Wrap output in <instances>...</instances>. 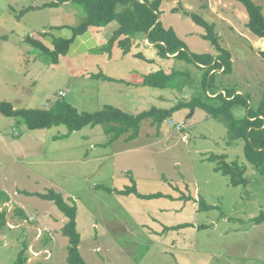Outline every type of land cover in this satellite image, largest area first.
I'll return each instance as SVG.
<instances>
[{
	"label": "rangeland",
	"instance_id": "374dc122",
	"mask_svg": "<svg viewBox=\"0 0 264 264\" xmlns=\"http://www.w3.org/2000/svg\"><path fill=\"white\" fill-rule=\"evenodd\" d=\"M50 1L58 2L0 0V101L15 108H45L63 98L79 111L110 104L135 114L152 106L168 109L204 90L211 95L202 86V71L171 54L162 59L146 36L131 38L126 55L117 40L110 46L116 22L89 27L99 41L96 47L89 35L79 34L53 63L25 38L54 50L55 37L70 36L85 11L72 0L40 7ZM253 1L264 15V0ZM172 6L181 10L173 12ZM159 10L162 24L172 27L193 53L214 51L202 38L206 30L183 10L214 25L235 61L232 74L218 76L217 93L238 89L253 105L264 97V60L257 53L264 50V39L247 29L241 3L161 0ZM158 69L180 72L176 85H141L145 75ZM95 74L124 80V90ZM66 133L64 125L28 129L20 118L0 114V212H5L0 264H16L21 251L24 264H67L68 241L61 231L67 218L51 201L23 192L49 189L77 206L78 248L86 264H264V223L251 221L264 212V181L245 160L243 141H231L223 120L199 108H183L159 127L145 120L132 141L121 137L108 143L102 125ZM213 154L245 163L246 183L232 185L229 176L216 171V162L209 160ZM130 185L139 194L160 195L143 198L99 187L122 190ZM200 200L211 207H201Z\"/></svg>",
	"mask_w": 264,
	"mask_h": 264
},
{
	"label": "trees",
	"instance_id": "16d2710c",
	"mask_svg": "<svg viewBox=\"0 0 264 264\" xmlns=\"http://www.w3.org/2000/svg\"><path fill=\"white\" fill-rule=\"evenodd\" d=\"M57 1H50L40 7L57 6L68 0ZM72 1L83 5L85 18L76 27L70 28V36L55 37L52 42L55 46L54 50H50L40 41L30 37L25 38L24 41L31 42L33 46L50 55L52 62L56 63L58 55H64L69 51V47L77 35L84 33L91 26L103 27L111 22H116L118 23V29L108 40L110 46L114 40H117V46L126 55L131 52V43H129L131 38L138 35L141 37L146 36V39L153 44L152 48L157 50L158 56L162 59L169 57L168 55L171 54L174 58L191 63L198 70L202 71L204 75L201 81L202 86L204 89L207 88L212 92L211 95L207 94L204 90L203 93L200 92V94H196L188 100L180 101L168 109L152 106L147 110L135 114L126 112L110 104H105L97 111H79L74 105L63 98L53 101L49 107L45 108H15L9 101H0V114L7 117L20 118L28 129H43L64 125L67 128L65 135L79 131L85 126L102 125L104 133L108 136L107 142L111 143L121 137L124 141L136 139L139 136L142 123L147 119L159 127L166 119L173 116L174 112L180 109L188 108L193 111L199 108L205 111L211 118L221 119L225 122L231 141H243L245 160L257 171L264 181V97L256 105H253L249 95L242 91L240 92L238 89L222 88L220 89L222 92L217 93V82H220V80L218 81V76L232 74L234 67L231 61V52L220 44L212 23L195 12L183 10L184 15L190 17L195 24L206 30V33L202 34V38L208 41L214 50V53H193L188 49L184 41L178 37L172 27L165 28L162 21H157L160 14L159 6L161 0ZM237 1L243 5L248 14L247 29L257 37L264 39V15L261 6L253 0ZM28 10L30 8L23 10V12ZM177 10L181 9L178 7L172 9L173 12ZM121 35L124 38H119ZM108 49L105 48V51H110V47ZM257 53L264 60V50H258ZM134 56L155 62V59L142 57L139 53H136ZM179 74L180 72H174L173 70L170 72L163 69L153 70L144 76L141 85L157 88L174 87L176 85L175 78ZM94 78L117 81L105 74H95ZM181 124L180 127H182ZM224 157V155L217 154L209 157V160L216 162L214 169L223 175L229 176L232 185L246 183V164L240 163L238 160L227 162ZM99 187L108 192L115 191L118 194L135 193L143 198H152L160 195L139 194L134 185H130L122 190H113L106 186ZM23 192L27 195L35 194L44 200L51 201L67 218V221L61 228L63 236L68 241L66 263L86 264L78 248L80 233L76 227V204L65 200L60 192L53 189H49L44 193ZM0 195H4V192L0 191ZM199 205L204 208L211 207L203 200H200ZM18 213L20 215L24 214L22 210H19ZM4 216L5 212H0V220L3 222L5 220ZM251 221L255 224L264 223V212L261 211ZM24 262L25 257L23 256V251H21L18 254L16 264H24Z\"/></svg>",
	"mask_w": 264,
	"mask_h": 264
},
{
	"label": "crops",
	"instance_id": "0c3cea01",
	"mask_svg": "<svg viewBox=\"0 0 264 264\" xmlns=\"http://www.w3.org/2000/svg\"><path fill=\"white\" fill-rule=\"evenodd\" d=\"M175 1V0H174ZM175 6H172V8H174ZM172 10V9H171ZM160 20L162 21V18L160 17ZM113 23V22H112ZM110 25V24H109ZM106 26L107 25H105L103 28H106ZM108 27V26H107ZM165 28H168L169 27V25H167V26H164ZM111 28H116V26L115 25H113ZM91 33V29H88L87 31H85V33H83L84 35H89L87 38H89L90 40H91V42H92V44L96 47V45L98 44V42L99 41H97V39L92 35V34H90ZM177 34V33H176ZM179 37V36H178ZM181 39V38H180ZM76 40H77V43H78V45H82L81 44V42H80V37H78V38H76ZM182 40V39H181ZM223 45V44H222ZM117 46V45H116ZM94 47V48H95ZM222 47H224L225 49H227V50H229V48L228 47H226V46H222ZM149 48H151V47H149ZM213 50V49H212ZM122 51V50H121ZM214 51V50H213ZM230 51V50H229ZM231 61H232V63H233V67H234V58H233V55H232V53H231ZM106 75V74H105ZM119 79H123V77H119ZM115 82H118V84H121V86H120V90H124V87H123V84H124V80H120V81H115ZM109 89H111V91H113V89L112 88H109ZM115 89V88H114ZM118 90V89H117ZM115 91H116V89H115ZM107 93H109L108 91H106Z\"/></svg>",
	"mask_w": 264,
	"mask_h": 264
},
{
	"label": "built area",
	"instance_id": "2783aa9c",
	"mask_svg": "<svg viewBox=\"0 0 264 264\" xmlns=\"http://www.w3.org/2000/svg\"><path fill=\"white\" fill-rule=\"evenodd\" d=\"M177 124V123H176ZM177 127L179 128L180 127V124H177Z\"/></svg>",
	"mask_w": 264,
	"mask_h": 264
},
{
	"label": "water",
	"instance_id": "95a60500",
	"mask_svg": "<svg viewBox=\"0 0 264 264\" xmlns=\"http://www.w3.org/2000/svg\"><path fill=\"white\" fill-rule=\"evenodd\" d=\"M159 20H160V17H158L157 21H159Z\"/></svg>",
	"mask_w": 264,
	"mask_h": 264
}]
</instances>
